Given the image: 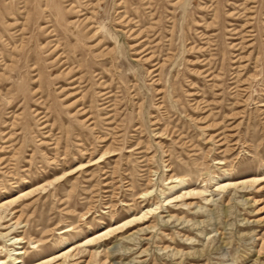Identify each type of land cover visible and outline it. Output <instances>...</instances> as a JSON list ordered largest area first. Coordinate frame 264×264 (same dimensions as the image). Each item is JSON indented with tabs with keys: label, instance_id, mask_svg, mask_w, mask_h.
<instances>
[{
	"label": "rangeland",
	"instance_id": "374dc122",
	"mask_svg": "<svg viewBox=\"0 0 264 264\" xmlns=\"http://www.w3.org/2000/svg\"><path fill=\"white\" fill-rule=\"evenodd\" d=\"M0 263L264 264V0H0Z\"/></svg>",
	"mask_w": 264,
	"mask_h": 264
},
{
	"label": "bare ground",
	"instance_id": "6f19581e",
	"mask_svg": "<svg viewBox=\"0 0 264 264\" xmlns=\"http://www.w3.org/2000/svg\"><path fill=\"white\" fill-rule=\"evenodd\" d=\"M16 242H19V240L17 239V241ZM22 253H18V255H21ZM1 264V263H0Z\"/></svg>",
	"mask_w": 264,
	"mask_h": 264
}]
</instances>
